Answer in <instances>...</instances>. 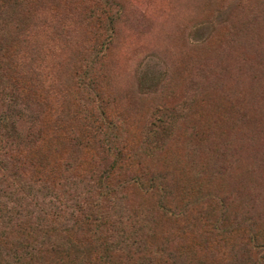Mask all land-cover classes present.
Segmentation results:
<instances>
[{"label":"trees","instance_id":"trees-1","mask_svg":"<svg viewBox=\"0 0 264 264\" xmlns=\"http://www.w3.org/2000/svg\"><path fill=\"white\" fill-rule=\"evenodd\" d=\"M87 3L88 25L106 34L82 46L78 65L70 60L72 84L60 77L47 84V57L60 56L52 47L73 42L62 17L45 20V13L58 12L55 0H0V264H205L214 249L174 247L164 220L181 221L187 230L208 222L209 234L194 240L216 236L229 248L230 262L264 264V232L244 231L219 195L196 187L198 197L190 199L184 184L190 166L181 165L189 153L167 149L182 137L184 115H171L174 106H155L140 140L125 135L124 115L103 85L122 11L116 0ZM249 16H237L228 47L214 38L210 66L222 72L214 75V97L225 99L220 122L227 118L237 131L253 134L264 131V111L248 89L264 82V36L255 22L264 19V0ZM194 107L195 100L185 115L197 120ZM187 133L195 155L192 140L206 132L189 127ZM49 143L66 147L54 166L43 158ZM129 188L153 203L136 204ZM209 210H218L219 219H209Z\"/></svg>","mask_w":264,"mask_h":264},{"label":"rangeland","instance_id":"rangeland-1","mask_svg":"<svg viewBox=\"0 0 264 264\" xmlns=\"http://www.w3.org/2000/svg\"><path fill=\"white\" fill-rule=\"evenodd\" d=\"M246 1L116 0L122 14L107 52L108 77L103 85L112 107L124 115L121 125L125 127V135L134 138V142L141 139L155 106H174L171 115H184L185 121L178 132L182 137L177 135L167 149L172 153L178 150L189 153V158L185 157L181 165L187 166L188 162L190 166L184 180V184L192 189L190 199H197L196 187H201L204 195H219L223 197L231 219H237L244 231L253 229L261 234L264 232V131L241 133L229 119L224 118L220 122L222 114L227 116L224 110H220L225 99L222 95L214 97L217 91L214 84L219 80L214 75L222 72H218L217 66L216 70L210 66V61L216 62L211 45L214 38L228 47L227 41L235 36L232 29L237 16L250 17L249 9L256 7L261 0ZM55 5L58 12L45 13V20L51 21L52 15L62 17L73 42L70 46L61 42L52 47L60 56L53 61L47 57L49 68L45 77L47 84L53 77L72 84V74L68 69L74 61L79 64L78 51L96 36L105 35L106 31L97 32L95 27L88 25L84 17L85 9L89 7L87 0H55ZM255 22L256 26L260 25L257 32L264 36V19H256ZM41 30L36 29V32L42 36L44 32ZM208 53L212 56L207 57ZM252 85L248 88L249 96L254 98L260 111H264V82L254 81ZM172 91L174 94L170 96ZM193 100L196 101L194 112L200 113L198 121L185 115ZM53 102L56 103L55 100ZM233 112L236 113L235 110ZM189 127L206 132L203 139L192 140L199 150L195 155L190 154L186 142L188 133L183 136ZM243 135H247L246 139L252 144ZM44 146L43 158L53 166L66 157V147H58L55 143ZM125 192L136 204L142 201L147 205L153 203L138 191L130 192L129 188ZM211 204L208 201L205 206L210 208ZM191 211L196 214L197 208ZM209 211V219H219L218 210L215 213ZM164 222L174 247L184 246L197 252L212 248L213 254L206 258L205 264H236L230 262L233 258L225 255L229 248L216 236L205 241L193 239L203 233L209 234L205 226L208 222L204 225L194 222L190 230L185 229L181 221Z\"/></svg>","mask_w":264,"mask_h":264}]
</instances>
